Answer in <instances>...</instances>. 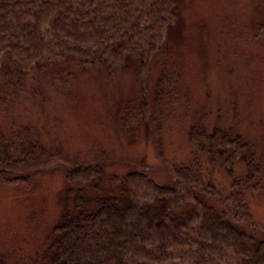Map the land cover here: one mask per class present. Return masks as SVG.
Returning <instances> with one entry per match:
<instances>
[{
    "label": "trees",
    "instance_id": "1",
    "mask_svg": "<svg viewBox=\"0 0 264 264\" xmlns=\"http://www.w3.org/2000/svg\"><path fill=\"white\" fill-rule=\"evenodd\" d=\"M181 6L182 0H0V183L28 182L60 163L49 105L71 100L74 81L108 83L131 65L141 97L116 116L121 137L147 140L164 163L93 148L89 159L65 170L58 223L16 264H264V226L251 209L263 191L264 167L237 116L229 119L218 106L180 116L189 155L179 164L163 158L166 111L178 99L189 106L188 95L165 64L150 103L144 84ZM161 169L165 183L154 175ZM0 264L10 263L0 257Z\"/></svg>",
    "mask_w": 264,
    "mask_h": 264
},
{
    "label": "rangeland",
    "instance_id": "2",
    "mask_svg": "<svg viewBox=\"0 0 264 264\" xmlns=\"http://www.w3.org/2000/svg\"><path fill=\"white\" fill-rule=\"evenodd\" d=\"M166 45L146 72L147 103L165 64L178 77L190 105L178 99L166 111L169 119L161 137L165 163L179 164L189 155L183 117L218 106L229 119L237 116L264 167V0H182L180 20ZM72 94L69 101L49 105L55 109L48 112L49 137L63 150L60 163L28 182L0 183V257L10 264L30 258L58 223L65 170L89 159L93 148L128 160L146 154L150 164H164L155 159L151 144L145 146L147 140L123 141L120 134L116 116L141 97L137 67L116 71L108 83L82 76L74 81ZM166 174L161 169L154 175L165 183ZM261 184L263 191L251 209L264 226V180Z\"/></svg>",
    "mask_w": 264,
    "mask_h": 264
}]
</instances>
